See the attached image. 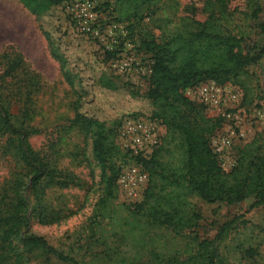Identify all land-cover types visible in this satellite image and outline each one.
<instances>
[{"label":"trees","instance_id":"obj_1","mask_svg":"<svg viewBox=\"0 0 264 264\" xmlns=\"http://www.w3.org/2000/svg\"><path fill=\"white\" fill-rule=\"evenodd\" d=\"M18 1L36 17L57 49H62V35L57 29H46L44 19L75 0ZM78 1L92 4L95 0ZM101 2L95 12L110 11L112 20L125 29L121 47L107 49L102 62L119 59L129 41L149 57L150 72L144 92L109 70L93 76L92 85L106 94L124 91L146 102L148 111L136 110L128 117L157 122L166 134L150 157H132L118 140L126 115L103 119L84 104L76 107L68 129L78 128L91 140L100 169V194L80 230L84 242L77 233L78 247L65 251L36 233L33 225L56 224L70 217L73 210L54 207L48 195L55 188L81 187V181L73 171L60 168L54 144L48 150L32 145L30 139L42 133L32 123L41 77L21 53L5 51L0 140H4L3 153L10 168L0 186V264H47L52 259L63 264H234L221 246L238 231V218L224 223L213 238L192 235L194 246L180 241L191 236L203 219L194 198L227 205L251 199L254 206H264V135L239 147L235 164L227 171L212 143L225 119L209 116L208 107L190 98L187 90L208 81L220 86L241 84L249 76L250 65L262 59L264 43L249 47L245 35L230 28L227 13L232 0H207L209 14L204 21L179 16L180 0ZM261 10L258 4L252 17L258 19ZM258 29L264 38V21L258 22ZM57 49L53 54H58ZM80 83L87 86L81 77ZM131 161L147 172L148 181L141 200L118 202V180ZM253 239L248 241L250 246L240 247L248 258L260 254Z\"/></svg>","mask_w":264,"mask_h":264},{"label":"rangeland","instance_id":"obj_2","mask_svg":"<svg viewBox=\"0 0 264 264\" xmlns=\"http://www.w3.org/2000/svg\"><path fill=\"white\" fill-rule=\"evenodd\" d=\"M101 3V0H95L92 4L80 6L71 2L44 19L46 29H57L58 34L62 35L64 46L57 49L56 43L42 32L36 17L18 0H0V75L3 72V53L13 50L21 53L28 67L40 75L42 89L34 101L35 117L32 123L42 133L30 141L35 148L43 150H48L54 144L60 168L73 171L81 181V187L66 190L55 188L48 195L54 207L65 211L72 209L74 213L70 217L56 224L33 225L36 233L65 251L78 247L79 236L83 237L81 242H84L85 235L80 230L87 224L100 194V169L93 158L91 140H87L78 128L68 129L76 107L84 104L85 109L97 112L103 119L121 114L126 115L124 119H127L133 111L149 109L146 102L132 99L124 91L106 94L92 85L93 76L102 70H109L110 74L120 75L133 89L144 92L147 89L146 76L150 72L149 57L135 50L129 41L125 42L119 59L102 62L107 49L121 47L125 29L112 20L110 11L95 12V7ZM179 3V16H191L199 21L207 19V0H180ZM258 4L262 10L258 19H254L252 13ZM90 13L93 17L89 16ZM227 14L228 25L236 34L245 35L249 47L263 45L264 38L259 34L258 22L264 21V0H232ZM84 26L90 27L91 31ZM54 47L58 54H53ZM80 77L87 86L80 83ZM226 86L239 94V120L229 122L219 109L207 108V114L225 119L223 126L213 136L212 143L217 149L223 138L230 139V145L224 146L220 153L225 169L230 171L235 164L237 149L258 135H264V55L250 65L249 76L241 84ZM191 96L195 97L196 94ZM165 134V127L159 124L160 141ZM3 146L4 140H0V186L10 168V160L4 155ZM124 201L135 202L128 200L126 194L120 195L118 202ZM194 202L203 219L191 236H185L183 242L180 241L181 245L188 243L194 246V234L200 238H213L224 223L238 218L240 227L228 236L221 246L222 251L229 255L234 264H264V206H254L251 199L236 205L209 204L199 198H194ZM252 236L255 237L253 247L260 254L248 258L240 247L250 246L248 241ZM47 264L63 263L52 259Z\"/></svg>","mask_w":264,"mask_h":264},{"label":"built area","instance_id":"obj_3","mask_svg":"<svg viewBox=\"0 0 264 264\" xmlns=\"http://www.w3.org/2000/svg\"><path fill=\"white\" fill-rule=\"evenodd\" d=\"M74 2L80 6L90 4L78 0ZM89 16L93 17V14L90 13ZM84 28L91 31L90 27L84 26ZM193 94L196 96L192 97ZM187 95L192 99L196 98L194 100L205 104L208 108L219 109L229 122L239 120L237 116L240 104L239 94L226 85L220 86L215 82L201 84L189 88ZM119 137L122 148L129 156L150 157L160 143L159 124L144 118H127L120 127ZM230 143L229 138H223L217 149L215 148L216 152L222 153L224 146H228ZM147 181L148 174L138 163L135 161L127 163L118 180L121 195L126 194V198L130 201H138L142 197Z\"/></svg>","mask_w":264,"mask_h":264}]
</instances>
